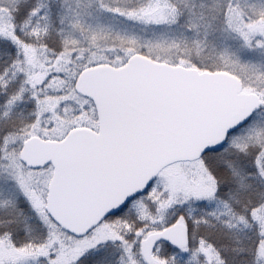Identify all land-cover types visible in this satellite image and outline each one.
<instances>
[{
    "label": "snow or ice",
    "instance_id": "6c2138e0",
    "mask_svg": "<svg viewBox=\"0 0 264 264\" xmlns=\"http://www.w3.org/2000/svg\"><path fill=\"white\" fill-rule=\"evenodd\" d=\"M0 264H264V0H0Z\"/></svg>",
    "mask_w": 264,
    "mask_h": 264
}]
</instances>
